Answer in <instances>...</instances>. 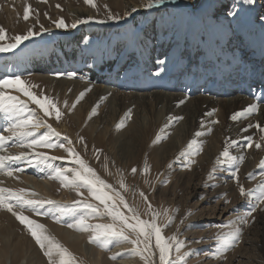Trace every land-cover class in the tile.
Listing matches in <instances>:
<instances>
[{
    "label": "rangeland",
    "instance_id": "374dc122",
    "mask_svg": "<svg viewBox=\"0 0 264 264\" xmlns=\"http://www.w3.org/2000/svg\"><path fill=\"white\" fill-rule=\"evenodd\" d=\"M190 1L193 4H201L202 0ZM149 2L150 0H94L95 7H92L86 4L85 0H0V28L5 30V38L0 40L1 45L13 43V37L25 35L31 29L36 35L25 41L23 48L34 53L37 58H42L45 54L52 53L53 50V53L58 56L62 51L58 48L62 45L60 35L63 37L65 34H69L68 32L79 33L83 27L80 36L77 38L76 46H74L75 49L79 47L76 59L85 58L87 60L91 57L90 60L93 59L92 65L83 66L85 70L80 68L77 72L62 70L55 73L28 72L26 67H29V64L24 60L23 51L10 55L7 59H0V62H5V64L14 61L11 66L16 70H13L10 75L0 76V80H10L19 76L34 95L38 98L47 97L56 104L61 112L59 121H57L54 112L51 117L44 116V113L36 104L14 88L1 89L5 91L6 95L16 96L24 102L26 114L31 111L38 117L42 113L43 119L41 120L60 134L59 136H52L50 142L56 145H64V148L55 147L51 149L47 147H35L33 149L17 147L19 152L10 155L26 153L27 159L20 161L27 162L26 166L28 168L24 169L25 172L24 170L23 172L18 171L20 161L15 163L6 162L5 171H0V188L9 189L16 193L24 190L25 199L54 202L51 205L44 203L36 211L29 208L21 209L18 206H15L13 210L28 217L34 223L42 225L44 234L67 250L73 264H145V261L132 251L133 245L130 243L110 239L109 244L101 248L97 244L89 242L90 237L94 235L92 231H77L66 226L69 223H74L75 219L80 217H85V225L116 223L104 213V205L99 200L93 199V196L89 194L87 186L79 188L81 195H77L76 189L64 187L59 179L52 178L55 176V169H79V165L73 162L74 157L65 151V148H71L88 167L95 171L101 180L111 185V188L103 191L105 194L114 197L116 205L125 216L129 213L123 205L119 204V199L116 198L117 193L128 206L137 210L142 220L151 221L152 218L151 213H147L148 205L143 197L147 198V202L151 204L154 211L162 213L164 209L169 210V215L173 216L174 219L170 225L162 228L161 235L165 239L174 235L181 244V250L177 253L176 245L169 241V243H172L170 259L173 262L178 257L183 256L184 260L181 264H264V220L259 218L264 214V203L258 201L260 186L264 185V168L260 167V162L264 161V155L253 170L246 172L242 177L234 178L228 172V165L233 164V162H226L221 157V153L226 150V145L223 144L222 149H220L218 143H214L212 145L213 149L218 148L216 155L213 156L212 163L202 165V168L199 165L202 152L200 147L193 141L194 132L196 131L192 129L183 144H181L180 149L170 155L169 151L171 153L172 145L169 143L170 138L161 134L162 123L148 125L149 128L142 129L134 134L131 132L130 137L133 135L132 137L135 140L134 146L132 145L131 148L127 147V149L126 145L117 147L114 143L115 139L120 135H124L125 127L131 121L130 115L126 113V116L124 115L120 119L122 122L119 120L116 124L107 127L109 130L105 138H97V135L93 134L95 138L93 140L88 136L89 134H86L89 133L87 128L88 124L95 122L94 118L99 114L98 112L93 113V107L88 106L89 102L85 98H89L90 95L87 97L88 92L83 89L85 87L77 88L69 85L65 92V95L68 94L67 99H65L55 97L53 92L49 91L50 81L43 79L42 83L41 77H50L55 78L54 83L67 81L80 85H93L94 77L91 74L95 75L98 72L99 76L97 77L100 78V73L105 72L104 75H107L106 73L109 71V75L111 64H118L116 71L113 72V74H117L116 77L119 75V77H122L124 75L123 71H125L134 80H141L140 77H137V71L141 69L142 62L139 57L143 55V48L140 47L145 43L156 42V47L152 46L151 48L161 50L162 57L159 59L154 57L157 66L160 65V69L159 71L157 68L154 69L157 71L150 72L148 76L150 78L149 84L157 83L160 85L165 73H173L177 63L189 52L193 53L194 44L201 43V34L207 39L213 38L212 40L218 36L219 42L216 43L217 46L215 47L221 50L217 55L219 57L228 51L227 46L223 47L224 38L232 40L233 33L238 31L235 35L237 37L247 23L243 6L237 0H208L205 5L206 10L212 11L211 22L209 23L203 15H197L194 23L197 26L198 34L193 35L191 31L190 34H187L186 28H189L190 14L185 6L175 4L177 2L173 0H165L163 4L155 5L152 8L145 7ZM25 6L30 9L28 20L24 19ZM249 6L254 10L251 21L256 25L257 31L260 30V32L255 33L263 34L264 0H253L249 3ZM74 8L84 10L88 15L95 16L96 19H106L111 22L118 21V25H116L117 23L115 25L105 24L99 31H96V27L91 24L81 27L80 21L82 19L80 16L76 17L78 22L69 20L71 19L70 14L68 15L69 9ZM131 12L134 16L136 15L137 28L129 24L127 19L125 20L126 23L120 20ZM109 16L112 19H109ZM59 20H63L67 27L57 28L56 23ZM73 24L76 27H72ZM214 25L218 28H216V31L213 29V32ZM211 34L217 36L211 37ZM232 49L235 48L232 47ZM188 50L189 52H187ZM81 51L93 56L86 57L85 55L84 57ZM260 55L264 54L259 53L258 55L253 52L251 58L257 56L259 59ZM215 59L214 61H217ZM243 63H240L239 68ZM209 64L206 69L211 65ZM189 70L191 72V69ZM222 73H224L223 70L218 73V76H221ZM194 75H196L195 79H198L194 84L202 80V77L197 78V73L191 72L190 76L194 77ZM230 80H232L231 77L219 81L220 92H224L222 96L225 98H227L226 85L229 84V87H231ZM180 86L183 88L184 85ZM208 87V83H206L203 89H208ZM210 90L212 89L210 88ZM117 91L126 93L123 90ZM72 92L76 95L74 98L68 99ZM78 93L81 94L80 98H78ZM248 98L251 99L249 96ZM81 104L84 105L81 125H75L70 121L69 115L72 113L71 116H73L75 112L78 114L79 111L77 110L81 107ZM73 105L75 106L73 107ZM216 113H212L213 116ZM213 120L214 124L219 121ZM63 121H66L70 126L74 137L58 130L60 128L58 125H61ZM10 122L11 117L0 112V136L9 135L4 129L9 126ZM125 124L126 126H124ZM117 125H119V128H117ZM46 131H48L46 127L40 128L37 130V136ZM190 143H192L191 148L188 147ZM249 144L250 142H246L245 148ZM14 147L16 146L14 145ZM164 149L166 150L165 157L160 158V154L163 153ZM129 151L133 156L129 157L131 158L129 162H126L119 154ZM0 153H2V150H0ZM37 153L46 157H57L58 159L40 163L36 157ZM28 161H31V164ZM236 164L235 171L240 168V163L237 162ZM48 165H51V167ZM146 167L147 171H145ZM133 169H136L135 173H133ZM196 169L198 176L193 175V171ZM7 170H12L13 175L8 176L6 174ZM45 173L48 178L50 177L51 183L56 185L52 196L41 193L34 186L25 182V179L28 178L31 181H41L43 177H46L43 176ZM187 174L188 178L183 176ZM65 175L69 179L73 178L72 171L66 172ZM121 180L126 187H121ZM48 181L46 180V182ZM222 187L224 188L222 189ZM241 187L245 191L243 196L240 194ZM214 188L218 190L214 191ZM33 193L35 195H32ZM141 193H143V197ZM4 195L7 197V193ZM8 203L16 204L15 201H8ZM109 203L111 204L112 201H109ZM88 204L98 208L100 214L97 215L89 208L83 207V205ZM253 207H255V211H252ZM173 209L179 211L173 212ZM189 212L191 215H187ZM249 212H251V216L247 215ZM241 218H245L247 223H241ZM157 223L165 225L166 218L161 215ZM236 230L240 231L238 240H234ZM65 234L75 235L76 238H79L78 245L68 242ZM128 234L131 239H135V236L131 233ZM3 254L9 258L11 264H49L48 257L44 255V251L28 231V226L21 224L5 208H0V260L2 264ZM113 256H115V259H112ZM98 259L101 260L98 261ZM148 264H160L159 250L155 246V237L151 240V255Z\"/></svg>",
    "mask_w": 264,
    "mask_h": 264
},
{
    "label": "bare ground",
    "instance_id": "6f19581e",
    "mask_svg": "<svg viewBox=\"0 0 264 264\" xmlns=\"http://www.w3.org/2000/svg\"><path fill=\"white\" fill-rule=\"evenodd\" d=\"M173 1L177 2L175 4H181L185 6L190 14V23L188 22L189 28H186L187 34H190L191 32L193 35L198 34L197 26L194 23L197 15H203L209 23L211 22L212 11L206 10L207 8L205 5L208 0H202L201 4H193L190 0ZM237 1L243 6L247 23L246 27L242 31H240L237 37H235V35L238 33V31L233 33L232 40H226V38H224L223 40L225 41V45L228 49V51L224 53L225 58H230L233 61V75L231 76L232 83L230 82L231 87H226L227 98L222 96L224 92H220V76H218V74L216 73L219 70L218 65L221 63L218 61H214V59L216 58V51H219L215 48V46H217L216 43L219 42L217 38L218 36L216 34H211V37H213L214 35L217 36L214 40H212L213 38L207 39L201 34V43L198 45L194 44L195 49L192 53L193 55L188 50L187 52L189 53L185 55V57L181 59L179 63H177V67H175V70H173L174 72H169L167 74L165 73V75L163 76V81L160 85L157 83L149 84L150 78L148 76L150 72L157 71L154 69L157 68L158 71L160 69V65L157 66L154 57L158 59L162 57V54H160L161 50L159 51L157 50V48H151L152 46L156 47V42L147 44L146 48L142 50L143 54L147 53L149 55L146 61L141 62V69L137 71V77H140L141 80H134V78L128 76V73L125 74V71H123L124 75L122 77H119L120 75L116 77L115 75L117 74H113V72L116 71V66L118 64H111V66L109 67V69H111L109 75V71L106 73L107 75H104L105 72L100 73V78L97 77L99 76L98 72L95 75L91 74L94 77L93 85H80L75 82L67 81L54 83L55 78L53 79L50 77H41L42 83L43 79H47L48 81H50L49 91L53 92V95L55 97H62L65 99H67L68 94L65 95V92L67 91L69 85H73L77 88L85 87L83 89L85 90V92H88L87 97L90 95L89 98H85L87 102H89L88 106L90 108L93 107V109L95 110H93V113L98 112L99 114V116L97 115V117L94 118L95 122H91V124H88L87 128L89 130V133L86 134H89L88 136L93 140H95L93 134L97 135V138H105L107 136L106 133L109 130L107 129V127L114 125V123L116 124V122L119 121L126 113L130 115L131 121L130 123H128V126L125 127L126 129L123 132L124 135H120L117 139H115V142L113 141L117 147H123L126 145V148H131L135 143V140L132 137L133 135L130 137L131 132H133L134 134L142 129L149 128L148 125L162 123V131H160L162 132V136L170 138L169 143L170 145H172V150L171 153L169 151V154L172 155L180 149L181 144H183L190 131L194 129V131L196 132H194L195 137L193 141L200 147V151L202 152L199 162V165H201L200 167H202V165H208L212 163L213 156L216 155L215 153L218 150V148L213 149L212 145L214 143H218V147L220 149H222L221 147L223 146V144H225V147L226 149H228L227 151L229 152L231 157L237 158L235 163L228 165L229 175H233V172H236V177H242L246 174V172L253 170L258 161H260V159L264 155V139H262V137H264V131H262V129H264V85L257 87V90H255L253 89L255 88L254 82L257 83L258 80L257 78H249L250 74H253L254 72L256 73V71L259 73L262 72L261 69L264 63L263 60L259 62L258 57L256 56L255 58H251V54L253 52L257 53L258 55L259 53L264 54V33H255L260 32V30L257 31L255 27L256 25L251 21L254 10L250 8L249 1ZM69 14L71 16V19L69 20H71L72 22H78L76 21V17L80 16L82 19V22L80 21V23L82 24L81 27H86V25L91 24L92 26L96 27V31L101 30V27L105 26V24L115 25V23H117L116 25H118V21L111 22L106 19H96L95 16H90L84 10L77 8L69 9L68 15ZM126 19L129 24L134 25V27L137 28L136 24L138 23V21L136 20V15L134 16L133 12H131L127 16L125 15V17L120 20L126 23ZM215 25L213 26V28L210 26V28H212V31L213 29L216 31V28H218V26ZM82 30L83 27L81 28L80 32H82ZM80 32H68L69 34H65L63 37L60 35V37L62 38V45L58 48L62 49V55L60 54L56 56V53L54 54L53 50L52 53L45 54V56H42V58H37L34 53L27 51L26 48H23L24 44L22 43L16 48L17 50L14 49L16 51L12 50L9 52H0V59H7L10 55L23 51L24 60L27 64H29V67H26V70L28 72L55 73L59 71L61 72L62 70L77 72L78 70H80V68L81 70H85V67L93 64V59L90 60L92 57L88 58L87 60L85 58L80 60L76 59V56L79 52L77 49L79 47L75 49L74 46H76L77 38L78 36H80ZM2 45L0 44V46ZM232 47H234L235 49H232ZM154 53L156 54L154 55ZM226 53H228V55ZM82 55L84 57L85 55L86 57L93 56L91 54L87 55V53H82ZM221 58L223 57L221 56L220 59ZM77 61H79V63H77ZM47 62L49 63L47 64ZM208 62L211 65L209 64V68L206 69ZM240 63L244 64L243 69L239 68ZM189 69H191V72L197 73V78L202 77V80L194 84L198 79H195L196 75H194V77L189 76L188 78V74L191 75ZM13 70L16 71L14 68H12V66L10 67V64L0 62V76L10 75ZM112 75L114 78L111 77ZM177 75L179 76L177 77ZM179 78H182V80L186 78L187 81L179 84ZM206 83H208L209 87L208 89H203L206 86ZM175 84H177L176 89ZM182 84L185 85L184 88L180 87V85ZM210 88L212 90H210ZM117 90H123L126 93H120ZM0 91L5 92L1 89ZM252 92H254L255 94ZM75 95L76 93L72 92L68 99L74 98ZM80 95L81 94H79V96L77 95L78 98H80ZM248 96L251 99H247ZM253 105L255 106L254 111H246L250 108V106ZM80 106V108L78 107L79 109L77 110L79 111L78 114H76L75 112L73 113V116H71L72 113L71 115H69L70 121L75 125H81L80 122L82 120V111L84 105L81 104ZM214 112H217L215 116H213L212 114ZM237 113H241L242 115L237 117V119L235 120L232 119L233 115ZM38 117L40 119H43V114L40 113ZM213 119L219 120L218 123L214 124ZM58 126L60 127L58 128V130L66 132L70 137H74V134L66 121H63L61 125ZM124 126H126V124ZM224 141H226V143H224ZM246 142H250L249 145L251 146L245 148ZM257 144H260L261 147L257 148ZM17 149V147H14L12 141H9L5 148L2 150V153H0V156H7L10 154H15L16 152L18 153L19 151ZM162 152L163 153L160 154V158L165 157L166 150L164 149ZM119 155H121L126 162H129L131 160V158L129 157L133 156V154H130V151L121 153ZM240 157H243L242 162H239ZM237 162L238 164L240 163L238 172L234 170ZM26 163L27 162L20 161L19 167L17 168L18 171L23 172L24 169L28 168V166H26ZM193 175L198 176L197 169L193 171ZM43 176H46L42 178L41 181L43 182H41L40 180L37 182L31 181L29 178L25 179V182L26 184H31L32 186H34V188L41 191V193L52 196V192L56 188V185H53L51 183V180L49 179L50 177L48 178L46 173ZM183 176H187L188 178V174ZM46 180L49 181L46 182ZM223 188L224 187H222V189ZM213 190L217 191L218 189L214 188ZM259 218L264 220V214ZM65 238L71 244L78 245L79 238H76L75 235L71 236L65 234ZM14 253L16 254V252ZM3 255V264H11L9 258L6 255ZM100 260L98 259V261ZM1 262L2 261L0 260V264H2Z\"/></svg>",
    "mask_w": 264,
    "mask_h": 264
},
{
    "label": "snow or ice",
    "instance_id": "6c2138e0",
    "mask_svg": "<svg viewBox=\"0 0 264 264\" xmlns=\"http://www.w3.org/2000/svg\"><path fill=\"white\" fill-rule=\"evenodd\" d=\"M164 2L165 0H150V2L145 5V7L152 8L153 6L163 4ZM251 2H253V0H249V3ZM85 3L89 6L95 7L94 0H85ZM133 11H135V9H133ZM29 14L30 9L28 6H25V20H28ZM109 19H112V17L109 16ZM56 27L62 28L67 26L64 24L63 20H59L56 23ZM72 27H76V25L73 24ZM34 35H36V33H33L31 29H29L25 35H16L12 38L14 40L13 43L0 46V52L12 51L20 44L31 39ZM4 38L5 30L0 28V40H3ZM9 87L14 88L16 91L27 96L28 99L32 101V103L39 107V109L44 113V116L51 117L54 112L57 121H59L61 112L57 108L56 104L47 97L38 98L36 95H34L31 91H29V87L25 86V82L19 76L10 80H0V89ZM74 106L75 105H73V107ZM254 110L255 106L253 105L250 106V108L246 111L251 112ZM0 112H3L11 117L9 126L4 129V131L8 132L9 135L0 136V150H3L9 141H12L16 147L28 149H33L35 147H47L50 149L55 147L64 148L63 144L56 145L50 142L52 136H59L60 134L56 133L55 130L51 129L50 125H46L43 120H41L39 117H36L31 111H28L26 114V105L24 102L20 101L18 97L6 95L3 91H0ZM240 115L242 114H234L232 119L235 120ZM42 127H46L48 131L37 136V130ZM117 128H119V125H117ZM262 131H264V129H262ZM65 139H67V137H65ZM262 139H264V137H262ZM69 143H71V141H69ZM188 147L191 148L192 143H190ZM256 147L260 148L261 145L257 144ZM65 151H67L70 156L74 157L73 162L79 165V169H55V176L52 178L59 179L61 185L64 187L76 189L77 195H81L79 188L87 186L88 192L93 196V199L99 200V202L104 205V213H106L114 222H116L114 224L106 225H85V217H80L79 219H75L74 223L67 224V227L73 228L77 231H92L94 235L90 237L89 242L95 243L101 248L106 247L109 244L110 239H116L130 243L133 245L132 251L138 254L140 258L145 261V264H148V260L150 259L151 240L153 237H155V246L159 250L160 264H181V262L184 260L183 256L178 257L175 262L170 259L172 243L176 245V252L179 253L181 250L180 242L177 241L174 235L167 239L161 235L162 228L170 225L174 219L173 216L169 215L168 209H164L162 213L154 211L151 204L147 202V198L143 197V193H141L145 203L148 205L147 213H151L152 217L151 221L142 220L140 219L137 210L128 206L123 198L119 196V193H117L116 198L119 199V204L123 205L129 213V215L125 216L116 205L114 197L105 194L103 191L104 189L111 188V185H108L103 180H101L96 175L95 171L88 167V165L79 157L78 154L74 152L73 149L65 148ZM36 157L40 163H45L48 160L58 159L57 157H46L40 153H37ZM221 157H223L226 162L235 163L237 160V158L231 157L229 155L227 149L221 153ZM26 159V153L0 156V171H5L6 162L15 163L17 161ZM242 161L243 157H240L239 162ZM28 163L31 164V161H28ZM48 166L51 167V165ZM260 167L264 168V161L260 162ZM68 171L73 172L72 179H69L68 176L65 175V173ZM132 171L135 173L136 169H133ZM145 171H147V167L145 168ZM236 171L238 172V168ZM6 174L8 176H12L13 172L12 170H7ZM233 177L236 178V172H233ZM120 185L122 188L126 187L122 180L120 181ZM23 191L24 190H20V193H16L9 189L0 188V208H5L7 211L11 212L21 224L28 226V231L31 233L36 243L44 251V255L48 257L49 264H73V260L67 250L61 247L52 238L44 234L42 225L34 223L32 220L28 219V217L13 210L15 206H18L21 209L29 208L33 211H36L38 207H42L44 203L51 205L54 202L25 199ZM5 193H7V197H5ZM240 194L242 196L245 195V191L242 187L240 188ZM32 195L35 194L33 193ZM201 199H203V197H201ZM8 201H15L16 204L13 205L8 203ZM109 201H112V203L110 204ZM258 201L264 203V185L260 186V196L258 197ZM83 207L89 208L93 213H97V215L100 214V210L90 204L83 205ZM172 211L177 212L179 210L173 209ZM252 211H255V207H253ZM161 215L166 218L165 225H160L157 223V220ZM187 215H191V213L189 212ZM247 215L251 216V212L247 213ZM241 223H247V220L245 218H241ZM128 233H131L133 236H135V239H131ZM239 236L240 231L236 230L234 240H238ZM169 241L172 243H169ZM112 259H115V256H113Z\"/></svg>",
    "mask_w": 264,
    "mask_h": 264
}]
</instances>
